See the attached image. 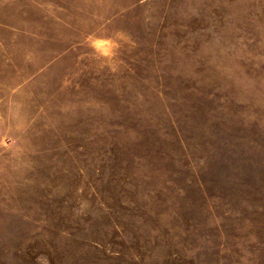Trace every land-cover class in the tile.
I'll return each instance as SVG.
<instances>
[{
    "label": "rangeland",
    "instance_id": "374dc122",
    "mask_svg": "<svg viewBox=\"0 0 264 264\" xmlns=\"http://www.w3.org/2000/svg\"><path fill=\"white\" fill-rule=\"evenodd\" d=\"M0 264H264V0H0Z\"/></svg>",
    "mask_w": 264,
    "mask_h": 264
}]
</instances>
